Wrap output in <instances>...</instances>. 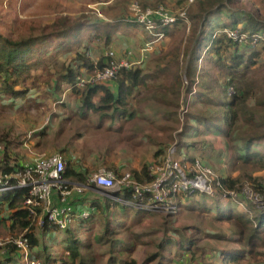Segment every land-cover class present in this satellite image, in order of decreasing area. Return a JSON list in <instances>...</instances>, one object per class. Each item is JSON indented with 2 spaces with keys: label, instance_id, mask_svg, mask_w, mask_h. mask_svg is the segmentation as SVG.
<instances>
[{
  "label": "trees",
  "instance_id": "trees-1",
  "mask_svg": "<svg viewBox=\"0 0 264 264\" xmlns=\"http://www.w3.org/2000/svg\"><path fill=\"white\" fill-rule=\"evenodd\" d=\"M142 2L147 4V0H142ZM262 3L264 4V0H198L188 8V16L191 21L190 44L185 48V54L182 57L180 56V49L177 50L176 58H174L173 52L158 54L154 57L157 62L156 66L148 68L146 63L145 66H122L114 79L98 83L85 81L82 86L79 83L84 80L86 75H93L108 64L106 62L107 55L101 56L97 61L92 59L90 56L92 46L86 51H82L87 45L85 43L93 42L95 39H103L104 49L113 50L114 38L119 36V30L126 25L129 27L141 26L145 30L144 25L126 18L122 13L105 20L98 18L95 13L89 15L82 12L76 17L60 16L52 24L30 25L28 32L16 33L18 35L16 37L13 36L12 32L7 34L0 32V100L8 98L12 104L23 100L27 102L24 103L27 105L34 101L32 91L39 90L40 81H43L42 86L50 89V92L53 90L55 100L59 101L64 90V84H67L71 93L78 97L82 113L94 111L100 116L104 115V117L112 119L133 117V98L137 96V92L142 88H148L147 85L150 81L157 82L163 74H168L169 71L172 72L173 78L171 80L174 79V81L170 85H162L161 90L158 88L150 89V98L164 101L163 92L169 94L174 91L176 105L179 107L180 99H177V95L181 93L182 76L180 72L175 70L184 66V76L189 79L187 93L192 91L193 85L197 81L199 92L195 98L203 96L205 101H211L210 103L215 107V112L218 109L216 115L193 114V116L198 123L206 126L210 133L224 138L223 148L227 162L231 164L239 162L248 165L255 164L256 167L264 169V151L260 149L264 147L263 133L254 135L246 131L243 132V134L248 133V136L242 138L243 141L238 146H233L234 142L231 141L233 134L238 131L235 132L234 125L240 117L239 115H243L245 120L250 122V130H252L257 124L254 121V115L259 114L258 105L253 102L264 105V87L260 85V78L249 76L253 70L256 73L262 66L264 69V41L258 44L252 43V35L264 30V14L260 8ZM180 21L182 20L168 26H162L157 29V32H163L165 37L170 36ZM16 22L14 21V23ZM225 27L238 29L240 32L249 35V38L242 43L235 41L223 32ZM220 29L222 32L216 34V31ZM37 30L41 33H35ZM144 32L147 34V41L154 39L153 35L146 30ZM126 39L128 37H124V40ZM74 49L73 59L78 60V64L73 66L72 60L69 59L60 71L53 72L48 60H52L60 54L70 53ZM106 53L108 52L106 51ZM204 59L208 65L200 67L199 61ZM163 62L167 66L173 65L175 68L167 70L162 67ZM38 70H41L39 75L36 74ZM111 81L117 83V90L108 84ZM231 87L234 88L233 91H230ZM46 94H49V90ZM36 106L39 105L36 104ZM177 106L176 110L178 109ZM166 111L168 113L170 108ZM191 113L189 107L187 117L185 116L187 124L184 133L192 126ZM262 118L264 119V115ZM165 152V150L159 149L156 152L157 159ZM179 152L184 153L185 151L179 149ZM184 154L191 161L196 158L190 155L188 151ZM14 162L12 163L8 153H6L0 161V174L3 176L10 175L23 165ZM70 172L65 167L64 176L71 175L80 182L87 181V174L79 175ZM132 174L138 180H150L149 164L145 163L141 170H132ZM250 179L253 188L264 194V181L260 180V177H250ZM221 180L228 188L232 189L237 188V183L242 182L244 184L246 181L244 179L241 181L240 177L230 175L227 178L221 177ZM27 194L28 189L25 187L0 190V227H7L12 232L18 231L27 237L31 258L39 260L41 264H57V259L61 260V264H92L91 262L95 259L93 256L87 257L84 253L83 240L73 230V226L65 230L60 229L49 222L46 216H44L43 226L36 225V220L26 205ZM116 194L131 199L129 190ZM84 196L86 199L89 198L87 200L95 204L98 210L93 213L95 217L80 219L81 226H84L87 234L90 235L96 217L100 215L101 220L104 219L106 215L104 212L114 210L118 202L105 196L103 198L104 205H102L98 196ZM207 196H209L210 203L199 200L200 210L216 213L218 219L229 220L230 226L233 227V243H228L221 249L214 247L216 264H264V208L256 207L242 195L236 201H232L234 203L232 206L227 205L229 202L223 201L227 198H223L221 195ZM88 201L86 204L89 203ZM220 202H224L225 205L218 206ZM238 206H242L246 210H238ZM124 207V212L128 210L127 208H134L125 204ZM140 218L143 220L144 217ZM103 227L105 228V226ZM188 228L191 227H184L182 232L175 229L177 231L176 236L169 235V229H165L163 235L148 236L155 242L156 248L154 252L148 253L149 255L143 264H169L165 260L171 262L172 257L170 255L175 249L176 254L187 255L185 258L178 259L174 256V260H181V262L179 261L181 264H187V261L190 264H201L198 258L201 259L202 264H209L206 262V253L210 249V244L203 247L204 251L197 258L199 245L206 243L203 242L205 239L204 231L196 227L197 232L188 233ZM111 229L107 225L104 231L98 235L99 244L107 242L106 235L110 233ZM134 234L138 238L142 237V233L136 232ZM144 235L146 236V234ZM134 241L131 243L133 248L136 244ZM109 243L111 244V242ZM5 244L4 249H6L8 256L4 264L17 262L16 257L11 254L22 258L21 248L13 243ZM111 247L112 251L110 252L112 253L106 255L107 258L109 256L106 264H138L135 260H129L125 252L119 255V248L114 250V239H112ZM128 249H132V247H128ZM115 251L118 255L113 253ZM104 254L101 252L95 256L103 257ZM20 260L18 257V262Z\"/></svg>",
  "mask_w": 264,
  "mask_h": 264
},
{
  "label": "rangeland",
  "instance_id": "rangeland-1",
  "mask_svg": "<svg viewBox=\"0 0 264 264\" xmlns=\"http://www.w3.org/2000/svg\"><path fill=\"white\" fill-rule=\"evenodd\" d=\"M118 1L119 0H0V32L6 34L12 32L13 36L16 37L18 36L16 33L28 32V27L30 25L37 26L43 23L52 24L60 16L70 15L71 17H76V15L82 12L89 15L95 13L98 18L105 20H109L112 16L120 13L125 15L126 18L133 19L130 9L133 1H139L145 6L164 4L173 11H177L186 3L185 0H147V4L142 2V0ZM260 8L264 14L263 3L260 4ZM14 21L17 22L14 23ZM144 31L145 30L141 26L129 27L127 25L119 30V36L114 38L115 42L112 47L118 54L113 50H109L110 48L107 49L108 51L103 49L105 45L103 39H95L93 42L85 43L87 45L84 46L82 51H86L92 46L90 56L94 59L106 55L104 54L106 51H113L115 53L113 58L118 62L129 57L127 58L129 67L133 65L145 66L146 63L149 68L157 65L154 57L158 54L161 55L167 52L170 54L173 52L174 58H176L178 49L181 51V57L185 54V48L190 44L191 21L189 16L188 20L180 21L179 25L173 29L170 36H166L155 42L156 45H153V50L151 51H144V48L147 47V34H145ZM35 33H41V31L37 30ZM124 37H128V39L124 40ZM74 51L75 49L70 53L60 54L54 59L51 58L52 60L49 59L48 61L50 62L53 72L60 71L64 63L69 61V59L72 60L73 66L77 65L78 60L73 59L75 54ZM110 59L111 57L107 56L106 62L108 63ZM142 59H145V61L141 62ZM205 65H208L205 59L199 61L200 67ZM162 67H165L167 70L175 68L173 65L167 66L165 62L162 63ZM175 71L180 72L182 76L180 82L181 93L177 95V99H180V106L178 107L176 105V95L174 91H171L169 94L163 92L164 101L160 100L159 102V100L156 99V108H153L154 105L150 103L152 101L146 100L141 103L140 111L142 112L138 113L137 119L141 121L140 123L142 125H145L146 135L135 131V126H126L124 124H122V130L126 132H119V129L113 126L110 127L114 129L113 132H105L109 127L102 126V129L100 125H107L109 122L108 119H113L104 117V115L100 116L94 111L82 113V108H78V110L72 108L69 110L61 109V111L56 112V110H59V102L61 101L56 102L57 100H55L56 98L53 91L50 92V89H46L45 86H42L43 81H40L41 87H39V90L32 91L34 93V96L32 93L34 101L27 105L24 104L27 102L23 100H19L16 104H12L11 100L8 98L0 100V145L2 146L0 149V161L5 157L6 153H8L11 161L15 159L17 162V159H19V162L22 163H33L36 158L42 154L51 153L44 149V147H46L45 145L49 142H58L62 139H69V141H72L74 137L80 136V138H83L82 143L88 144L91 142V145L94 146L95 149H100L102 155H110L112 156V160H116L120 162V164L122 162L126 165L124 171H130L131 173L133 167L136 165L142 166L144 163H148L149 165L153 163L155 159H157V157L154 156L155 150L163 149L166 151L170 145L172 146L175 144L178 149H181L183 152L185 151L184 153L188 151L190 155L203 159V162L204 160L207 161L212 166L217 176L227 178L230 175L232 177H240L241 181L243 179L246 180L244 184L242 182L237 183V188H235L236 191H244L248 188L247 186L253 188L250 177H260V180L264 181V169L256 167L255 164L248 165L240 162L231 164L227 162L223 148L224 138L210 133L207 130L208 128L198 123L195 116H193V114H202L204 116L216 115L218 109L215 112L214 105L210 103V100L206 99L209 102L205 101L203 96L195 98V95L199 92L197 81L193 85L194 88L192 91L187 93V82L189 79L187 76H184V66ZM253 73L254 70L249 73V76L259 77L260 85L264 87L263 66L256 73ZM36 74H41V70H38ZM172 78L171 71H169L168 74H163L156 82L157 88L161 90L160 87L162 85H170V83L174 81V79L171 80ZM218 78H220V76H218ZM65 86L68 85L64 84V87ZM233 89L234 88L231 87L230 91H233ZM47 90H49V94H46ZM68 94L69 92L66 91L63 103H74L76 100L75 97L71 96L69 99ZM186 99L188 100L187 102ZM187 103L190 104V111H192V126L184 133L187 119L184 118V120H182L183 115L181 113V107ZM253 103L258 105L257 109L259 114L254 115V121L257 124L250 130V122L246 121L243 115H239L240 117H238L234 125L235 132L236 130L238 131L233 134V139L231 140L234 142L233 146H238V144L243 141L242 138L248 136V133L254 135L256 133L264 134V119L262 118V115H264V105L256 102ZM36 104L39 106H36ZM176 106L178 108L177 110ZM168 108H170V114L166 111ZM144 111L146 117L142 114ZM69 115L70 123L67 124L68 122L66 123L65 120ZM75 118L78 120L71 122ZM151 118H154L155 120H153V122L156 121L157 123L152 124L149 121ZM87 120H91V122L89 123ZM63 121L67 124V129L64 134L61 135L62 127H60L57 132L55 129L57 125L63 124ZM97 126L101 128V131L98 132L99 134L95 133ZM45 130L47 135L44 136L43 133ZM116 131L117 134H115ZM245 131L248 133L243 134ZM48 146L51 147L52 144L50 143ZM260 149L264 151V147ZM100 170H102V168L92 173L91 176L98 173ZM105 196L106 195H103V198H105ZM199 200L210 203L209 196L205 197V194L198 193L192 201L181 208L180 212L176 215H166L161 211L146 212L135 208H129V210L124 212V205L122 203V205L118 204L116 208L122 212L119 213L117 209V213H114V210L111 209V211L104 212L106 215L102 220L101 216L98 215L96 220L93 221V231L90 235L84 232V229L83 231H79L78 229V236L83 240V251L87 257H94L95 260L91 262L92 264H106L109 258V256L107 258L106 255L112 253L110 251H112L111 244L112 239H114V250L119 248V255L125 252L129 260H135L138 264H143L145 258L149 255L148 253L150 251L154 252L156 248L155 242L148 236L156 237L157 235H163L165 229H169V235L176 236L177 231L175 229H179L180 232H182L184 227H191L188 228L187 232L193 233L198 231L196 229L197 227L204 231L203 236L205 239L203 242H206L199 245L197 258L204 251L203 247L210 244V249H208L206 253V262L209 264H216L214 247L221 249L228 245V243H233V227L230 226L229 220L218 219L216 213L202 212L199 208ZM233 204L234 203L230 200L227 205L232 206ZM224 205V202L218 203V206ZM238 210L246 209L242 206H238ZM124 213L128 215H124ZM138 214L144 217L143 220L139 222L137 221V218H139ZM107 225L109 229L112 228L110 233L106 235L107 242L105 244H99L97 237L104 231ZM103 226H105V228ZM136 232L142 233V237L138 238L134 234ZM148 232L151 233L148 234ZM144 234H146V236ZM20 235L18 231L12 232L8 230L7 227H0V264H3L8 256L7 252L4 251V247L6 246L5 243H8L7 238ZM132 241L136 242L134 248L131 244ZM109 242H111V244ZM89 246L91 247L87 249ZM128 247H132V249H128ZM101 252L105 253L103 257L95 256ZM113 253L118 255L116 251ZM170 256L172 257L171 262L165 260L166 262L169 264H173V262L174 264H181L179 263L181 260H174V256L178 259L185 258L187 255H178L175 249ZM18 257L20 260L21 257ZM65 259H67L66 256ZM198 259L199 263L202 264L201 259ZM57 264H61L60 259H57ZM187 264H190V262L187 261Z\"/></svg>",
  "mask_w": 264,
  "mask_h": 264
},
{
  "label": "built area",
  "instance_id": "built-area-1",
  "mask_svg": "<svg viewBox=\"0 0 264 264\" xmlns=\"http://www.w3.org/2000/svg\"><path fill=\"white\" fill-rule=\"evenodd\" d=\"M196 1L198 0H186L185 5L177 11L171 10L164 4L143 6L139 1H133L130 7L132 21L144 25L145 30L154 37L153 40L148 41L144 51L152 49V44L165 37L164 33L157 32V29L179 20H188V8ZM220 32L221 29L216 31V34ZM223 32L241 43L249 38V35L238 29L225 27ZM262 41H264V30L252 35L253 44ZM106 55L111 57L108 64L103 69L97 70L95 74L81 80L79 85H84L85 81L90 83L110 81L116 77L122 66L129 67L127 59L120 62L114 59L113 51ZM189 107V103L182 105V120ZM65 167L66 161L62 152L42 154L33 163H24L10 175L0 174V190L27 188L26 205L34 216L36 225L43 226L46 216L49 222L64 230L71 227L76 220L90 217L89 209L75 212L68 200L73 191L82 192L92 184L112 199L127 206L151 212L161 211L167 215L178 214L183 200L198 193L210 196L221 195L223 198L235 200L242 195L256 207L264 208L263 193L249 186L244 191L228 188L211 166L200 158L189 160L184 153L179 152L175 144L170 145L165 154L149 165L150 180L148 181L138 180L130 171L118 176L113 171L101 170L89 178L88 184L71 185L64 176ZM124 190L130 191L131 199L116 194ZM7 242L21 248L23 252L21 264H41L39 260L31 258L27 237L10 236Z\"/></svg>",
  "mask_w": 264,
  "mask_h": 264
},
{
  "label": "crops",
  "instance_id": "crops-1",
  "mask_svg": "<svg viewBox=\"0 0 264 264\" xmlns=\"http://www.w3.org/2000/svg\"><path fill=\"white\" fill-rule=\"evenodd\" d=\"M148 43V41H147ZM146 43V44H147ZM152 45H156V43L152 44ZM104 49V48H103ZM153 50V46H152V49L150 50H147V51H151ZM108 51V50H107ZM115 52H117L116 50H113ZM130 52V51H129ZM106 54V52L104 53ZM115 54V53H114ZM118 54V52L116 53ZM90 55H91V50H90ZM129 58V57H127ZM127 58H125L124 60H126ZM92 59H94L92 57ZM99 58H96L94 59L95 61H97ZM123 60V59H122ZM145 61V59H142L141 62ZM140 62V61H138ZM87 76V75H86ZM85 76V77H86ZM109 85H111V87L114 89V90H117L118 89V85L115 81H111L108 83ZM148 88H142L140 89L138 92H137V96H135L133 98V104H134V114H133V117H121V118H113V120L111 119H108V123L107 125L105 124H101L100 127L102 128V126H108L109 128L106 129L105 132H113V128H110L111 126L113 127H117L119 129V132H126L125 130H122V124L126 125V126H129V125H132V126H135V131H138L139 133H144L146 135V127H144L145 125H142L138 119H137V116H138V113L142 112L140 111L141 109V106L140 104L145 102L146 100H149V101H152L150 103H152L154 106L153 108L157 107L155 100L157 98H150L151 97V94H150V89H153V88H157V83L155 81H150L148 83ZM149 89V90H148ZM53 91V90H51ZM68 91L69 92V99L71 96H74L75 97V102L74 103H70V102H67L66 104L63 103V98L65 97V92ZM73 97V98H74ZM158 100V99H157ZM61 101V102H59ZM59 101H56V102H59V110H56L57 111H61V109H72L74 108V110H78V108H81V103L80 101L78 100V97L76 96V94H72L71 93V89L69 86H65L64 87V90L61 94V99ZM160 102V100H159ZM67 110V111H68ZM138 111V112H137ZM133 112V111H132ZM144 117L145 116V111L142 113ZM67 115V113H66ZM136 116V117H135ZM54 117V115H53ZM70 119V115L68 116V118L65 120L67 124L70 123L69 121ZM76 120H78L77 118H75L74 120H72L71 122H75ZM153 120H155L154 118H151L149 121L152 123V124H156L157 122H153ZM87 122H91V120H87ZM148 122V121H147ZM63 124H59L56 126V129L55 131L57 132L59 130L60 127H62V134H64V132L66 131L67 129V124L63 121L62 122ZM161 124V122H160ZM101 128H98L97 126V129L95 130V133L99 134L98 132H100ZM103 129V128H102ZM115 134H117V131L115 132ZM43 135H47V132L46 130L44 131ZM143 135V134H141ZM143 135V136H145ZM43 136V137H44ZM142 139V138H141ZM82 140L83 138H80V136H77V137H74L72 139V141H69L68 140H65V139H62L61 141H58V142H49L48 144H46L44 147L45 151H49L51 153H54V152H57V151H60L63 153V155L65 156V161H66V169L67 171L70 170L72 174H87V181L86 182H80L78 181L75 176H66L65 178L70 182L71 185H83V184H88V180L91 176L92 173H94L95 171L99 170V168H102V170H107V171H113L115 174L117 175H121L123 173H125L126 171L125 168H126V165L123 164L121 162H118L116 160H112V156L110 155H102L100 153V149H95L94 146L91 145V142L88 143V144H84L82 143ZM121 141V140H120ZM140 141H143V140H140ZM139 141V142H140ZM52 144L51 147H49L48 145L49 144ZM141 143V142H140ZM159 149L155 150L154 151V156L156 157V152L158 151ZM50 154V153H48ZM158 157V156H157ZM13 159V158H12ZM17 163L19 164H24L22 162H19V159H17ZM156 160V159H155ZM203 160V159H201ZM15 161V159H14ZM14 161H12V163H15ZM204 163L205 164H208L209 166H211L207 161L204 160ZM145 164V163H144ZM143 164V165H144ZM148 164V163H147ZM142 166H138L136 165L135 167H133L132 170H141L142 169ZM212 167V166H211ZM101 171V170H100ZM92 186V187H91ZM84 195H89L91 197H95V196H98L99 200H100V203L102 205H104V200H103V195H106L105 193H103V191H101L99 188H97L96 186H94V184L90 185L88 189L82 191V192H78V191H73L72 194H71V197L68 201H70L71 203V207H72V210H74L75 212H79V211H82V210H86V209H89L90 210V213L92 214V216L90 217H95V215H93V213H95L97 210V206L95 204H92V202H89L87 199H86V196ZM116 195V194H115ZM102 196V197H101ZM108 196V195H106ZM196 195L192 196V197H188V198H185L183 200V204H182V208L185 206V205H188L192 199L195 197ZM109 197V196H108ZM205 197H207V195H205ZM57 198V197H56ZM73 198V199H72ZM110 198V197H109ZM88 201L89 203L86 204V201ZM112 199V198H111ZM114 200V199H113ZM231 202L234 201L235 199H224L223 201H228V202ZM116 201V200H114ZM236 201V200H235ZM118 202V201H116ZM205 202V201H203ZM199 203V201H198ZM118 204H121V202H118ZM123 204V203H122ZM121 204V205H122ZM227 204V203H226ZM117 205L115 206L114 208V213H117ZM124 205V204H123ZM129 210V208H127ZM119 210V209H118ZM111 211V210H109ZM122 212L121 210H119V213ZM129 212V211H128ZM112 213V212H111ZM90 214V215H91ZM127 214V213H126ZM165 214V213H164ZM97 215V214H96ZM128 215V214H127ZM130 215V214H129ZM167 215V214H166ZM140 217L142 216H139V219L137 220L138 222L140 221ZM39 226V225H38ZM73 226V230H75L77 232V234L79 233L78 232V229L79 231H83V227L84 226H81V221L80 219L76 220L75 223L72 225ZM80 227V228H79ZM84 232H86V230L84 229ZM87 233V232H86ZM91 246L87 247V249H89ZM5 252L6 249H4ZM8 254V253H7ZM12 256L16 257L17 259V262L13 263V264H20V262H18V257L17 255H13L11 254ZM4 264V263H3Z\"/></svg>",
  "mask_w": 264,
  "mask_h": 264
}]
</instances>
